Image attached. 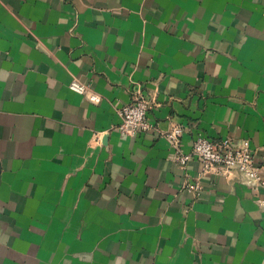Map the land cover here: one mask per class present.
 <instances>
[{
	"label": "crops",
	"instance_id": "1",
	"mask_svg": "<svg viewBox=\"0 0 264 264\" xmlns=\"http://www.w3.org/2000/svg\"><path fill=\"white\" fill-rule=\"evenodd\" d=\"M137 88L264 166V0H0V264H264V188L185 187L196 158L119 129Z\"/></svg>",
	"mask_w": 264,
	"mask_h": 264
},
{
	"label": "built area",
	"instance_id": "2",
	"mask_svg": "<svg viewBox=\"0 0 264 264\" xmlns=\"http://www.w3.org/2000/svg\"><path fill=\"white\" fill-rule=\"evenodd\" d=\"M71 87L77 91L87 90L80 80H73ZM151 98L141 89L133 92L130 102L119 108L122 121L119 129L123 134L137 136L142 133L155 132L166 138L174 148V160L181 166L196 158L201 169L199 177L194 181H185V187L199 192L202 189L200 177L206 174L231 175L237 173L240 180L252 186L255 191L264 188V166L258 161L254 150L247 143H238L232 137L212 138L199 136L193 142L191 151L183 149L182 137L184 125H177L170 130L161 129L150 117ZM264 209V199H259Z\"/></svg>",
	"mask_w": 264,
	"mask_h": 264
}]
</instances>
